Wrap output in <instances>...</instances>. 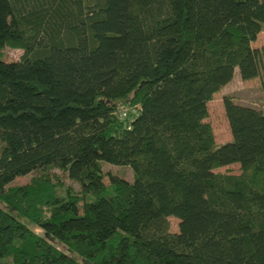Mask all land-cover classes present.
Listing matches in <instances>:
<instances>
[{"label":"trees","instance_id":"16d2710c","mask_svg":"<svg viewBox=\"0 0 264 264\" xmlns=\"http://www.w3.org/2000/svg\"><path fill=\"white\" fill-rule=\"evenodd\" d=\"M263 26L264 0H0V264H264V112L206 121L235 69L264 84Z\"/></svg>","mask_w":264,"mask_h":264},{"label":"rangeland","instance_id":"374dc122","mask_svg":"<svg viewBox=\"0 0 264 264\" xmlns=\"http://www.w3.org/2000/svg\"><path fill=\"white\" fill-rule=\"evenodd\" d=\"M251 45L252 47H257V48L264 47V26L262 30L258 33L256 40L253 41ZM3 53L4 55L2 57V61L10 62V61L18 60L22 54V50L5 47ZM224 95L231 96L233 98V101L238 104L253 106L264 112V84L261 83V79L252 78L248 80H242L239 76L238 70L235 69L231 81L226 85H224L218 92H216L213 95L212 99L208 102V117L206 118V121H208L212 126L215 142L217 144H222L226 141H229L231 138L229 126L224 114V109L222 104V97ZM126 108H127V113L134 112L132 108H128V107ZM102 168L105 173L117 175L118 177H121L127 181H131L133 179V171L129 165H116L107 162H102ZM53 171L57 175H60V178L63 180V182L66 185L71 186L74 190H78V184L73 180L69 179L66 176V174L62 173L57 168L53 169ZM214 171L238 174L240 172V168L238 163H232L229 165L216 168ZM31 176L32 174L18 176L11 183L12 184L26 183L29 181ZM103 181L104 183L107 184L109 182L108 177L106 176ZM109 189H111V187H109ZM168 222H169V231L172 233L178 232L179 219L174 216H169ZM31 227L36 233L40 235L43 234V231L41 229L33 226ZM46 237L50 242L56 244L59 249H62L67 254L78 258L70 250H68L62 244L58 243L52 237L48 235ZM78 259L81 260L83 263L88 264L87 262H84L82 259L80 258Z\"/></svg>","mask_w":264,"mask_h":264},{"label":"built area","instance_id":"2783aa9c","mask_svg":"<svg viewBox=\"0 0 264 264\" xmlns=\"http://www.w3.org/2000/svg\"><path fill=\"white\" fill-rule=\"evenodd\" d=\"M116 113L120 119H123L127 116V108L126 107H120V108H118Z\"/></svg>","mask_w":264,"mask_h":264}]
</instances>
